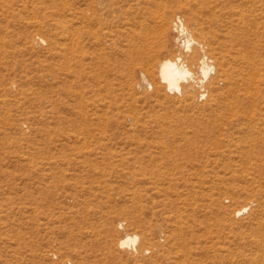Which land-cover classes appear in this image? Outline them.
I'll use <instances>...</instances> for the list:
<instances>
[{"label": "rangeland", "instance_id": "374dc122", "mask_svg": "<svg viewBox=\"0 0 264 264\" xmlns=\"http://www.w3.org/2000/svg\"><path fill=\"white\" fill-rule=\"evenodd\" d=\"M0 264H264V0H0Z\"/></svg>", "mask_w": 264, "mask_h": 264}, {"label": "bare ground", "instance_id": "6f19581e", "mask_svg": "<svg viewBox=\"0 0 264 264\" xmlns=\"http://www.w3.org/2000/svg\"><path fill=\"white\" fill-rule=\"evenodd\" d=\"M188 1V0H187ZM159 3V2H157ZM211 4V3H210ZM188 6V5H187ZM210 8V7H209ZM161 10V9H160ZM164 10V9H163ZM242 10H240L241 12ZM161 13V12H160ZM244 13V12H243ZM163 14V13H162ZM156 16V15H155ZM85 17V16H84ZM160 17V16H159ZM178 17V16H177ZM156 18V17H155ZM163 18V16H162ZM87 19V18H86ZM109 19V18H108ZM160 20V18H158ZM157 19V20H158ZM165 18H163L164 20ZM156 20V19H155ZM162 20V21H163ZM165 21V20H164ZM180 23H176V27L179 29L181 32L180 34L186 35V39H184V46L186 47L185 49L187 50H192V44L195 41L194 37L192 36L190 30L188 29L187 25L182 21V19H179ZM156 23V22H155ZM163 23V22H162ZM166 23V22H165ZM161 28V27H159ZM164 28V26H163ZM162 28V29H163ZM166 28V27H165ZM159 30V29H158ZM165 30V29H164ZM163 30V31H164ZM161 31V30H160ZM162 32V31H161ZM76 34V33H75ZM228 34V33H227ZM74 35V34H72ZM164 34L160 33V36ZM158 36V35H156ZM159 37V36H158ZM244 35L240 36V40L244 39ZM163 38V37H161ZM183 40V39H182ZM202 45V44H201ZM213 50V49H212ZM215 50V49H214ZM224 51V50H223ZM230 53V52H229ZM228 53V54H229ZM240 53V52H239ZM219 54V53H218ZM241 55L244 57V61L251 62V66L256 67L257 64V59L254 56H251L249 53ZM229 60V59H227ZM235 60V59H234ZM238 62V61H237ZM228 63V62H227ZM239 63V62H238ZM198 66V69L201 72V77L199 81L204 82L205 79H208L211 73H214L212 76L215 78L217 75L219 76H225L226 79L231 80L233 78V75L231 72L227 70L224 66L223 61L218 62V68L216 70L215 64L213 62L212 57H209L207 53H203L201 55L197 54L195 58L191 59V56L188 54L186 55H181V54H176V55H169L165 56L160 62H159V76L162 82H164L165 86L170 89V90H177L180 92H186L188 89L183 82L189 81V79L194 78L195 74L194 71L192 70V65ZM231 64V63H229ZM240 65L238 66L240 69L244 70L246 69V65L239 63ZM232 65V64H231ZM258 66V65H257ZM231 68V67H230ZM258 68V67H257ZM255 71V69H254ZM260 71V70H259ZM150 72V71H149ZM151 73V72H150ZM258 73V72H257ZM250 74V73H249ZM252 74V73H251ZM256 74V73H255ZM256 79V78H255ZM258 79V78H257ZM153 81V80H152ZM255 81V80H254ZM153 83V82H152ZM235 83V82H234ZM251 83V82H250ZM252 84H255L254 82ZM158 85V84H157ZM198 86V85H197ZM156 87V86H155ZM164 87V88H166ZM210 87V86H209ZM192 88V87H191ZM158 89V88H157ZM163 89V88H162ZM203 89V88H202ZM165 90V89H164ZM207 91V89H206ZM202 96H204L206 93L202 92L200 93ZM181 95V94H180ZM184 96V95H183ZM201 96V97H202ZM200 97V98H201ZM180 100V99H179ZM178 100V101H179ZM185 100V99H184ZM187 100V99H186ZM189 100V99H188ZM180 103V102H179ZM249 207V206H248ZM247 209L246 206H243L239 210H237L238 213H240L242 210ZM181 221V220H180ZM121 224V223H120ZM138 240L137 234H126L123 236L119 244L120 246H126V245H135Z\"/></svg>", "mask_w": 264, "mask_h": 264}]
</instances>
